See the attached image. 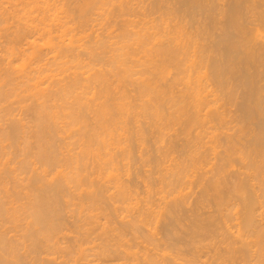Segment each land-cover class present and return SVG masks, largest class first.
<instances>
[{
	"label": "bare ground",
	"instance_id": "obj_1",
	"mask_svg": "<svg viewBox=\"0 0 264 264\" xmlns=\"http://www.w3.org/2000/svg\"><path fill=\"white\" fill-rule=\"evenodd\" d=\"M214 3L0 0V264H22L20 245L46 264H264L263 99L243 109L246 121L259 118V133L232 126L226 110L235 94L229 76L264 60V12L249 9L260 16L250 36L253 26L242 29L250 17L236 22L240 0L222 10L237 16L228 20L234 27L221 19L222 33L200 22L193 31L198 17L188 16H211ZM236 25L240 46L230 35ZM243 56L250 60L242 66ZM196 194V208L219 214V230L211 211L209 219L202 209L215 228L201 224L203 211L190 204ZM194 208L200 216L187 230L180 214ZM177 223L210 241L218 230L221 241L204 245L198 235L211 254L198 246L184 258L170 251L181 231L170 248L159 243L168 244Z\"/></svg>",
	"mask_w": 264,
	"mask_h": 264
},
{
	"label": "rangeland",
	"instance_id": "obj_2",
	"mask_svg": "<svg viewBox=\"0 0 264 264\" xmlns=\"http://www.w3.org/2000/svg\"><path fill=\"white\" fill-rule=\"evenodd\" d=\"M216 1H217V0H215V3H214L213 5H214L215 7H218L219 9H220V7H222V9L219 10L218 8H215V7L213 6V8H215V9H212V13L214 14V11H215V14L217 13V14H216L217 16H216V15L214 16L213 14H212L211 16L208 15L207 13L209 12V14H211V11H207V10H206L207 13H204V12H205L204 10H202V11H201V10H200V11L197 10L198 13H197V12H196V13L194 12L193 14H192V13H191L190 15L188 14V15H189L188 18H189V17L191 18V16H193L194 14H195V15L198 14V15H196V16L194 15L192 18H196V17H198V18H197V21L200 20V21H198V22H197V21L194 22V20L191 18V19L193 20V23H192V24L195 23V26L197 27V29H195V30L193 29V31H196V30H198V29L201 30V25H200V23L202 24V31H203V30H205L204 28L207 29V27H205L206 23H207V24L209 23V24L206 25V26H209V25H210L211 27L209 26V27H208L209 29H207V30H209V31L212 30V32H213V31L215 32V30L217 31L216 28H219L218 33H219V32L222 33L220 27H221V25H223V26H224V25L227 26L226 22L228 23V26H230V27L232 28V27H234V26H233L234 24H231L232 22L236 24L237 21H238V22H242V21H244L247 17H248V18H249V17L251 18V17L254 15V17H252L251 19L249 18V19H246L245 22H242V23H243V26H242L243 28H242L241 26H239V29H240V30L244 29V27H245V28H246V27L251 28L254 24L256 25V24L259 23V22H257L258 20H257V21L253 20V18H255V16H258V15L255 14V13H256V12H258V13L260 12V13H261L262 11L264 12V0H263V1H262V0H258V1H256V0H255V1H254V0H250V1L253 2L254 5H253V4L251 5V2L248 1V0H240V3H241V1H242V5H243V6L245 5V7H247L248 10H247V8L243 7L244 9H243L242 12H241V13H242V16H241V13L239 14V18H238L237 16H235V17L233 16L234 18L237 17L236 19H239V20L231 19V18H233V17L231 16V14H230V13H229L230 15L225 14V13H223L222 10H225V8H228V9H226V11H227V10H230V6L233 4L232 2H235V1H237V0H235V1H233V0H230V1H229V0H218L217 2H216ZM221 1H222V2H221ZM223 1H224V3H223ZM228 1H229V2H228ZM231 1H232V2H231ZM246 1H247V3H246ZM257 2H258L259 4H258ZM217 3H218V4H217ZM229 3H231V4H229ZM256 3H257V5H258V7L260 6V9H258V11H257V8H256V7H257ZM220 4H221V5H220ZM222 4H223V5H222ZM227 4H228V5H227ZM246 4H247V5H246ZM248 4H249V5H248ZM217 5H218V6H217ZM250 5H251V6H250ZM262 5H263V6H262ZM248 6H249V7H248ZM250 7H253V8L251 9ZM254 7H255V8H254ZM223 8H224V9H223ZM245 9H246V10H245ZM249 9H250V11L253 10V12H255V10H256V12H255V13L252 12V13H253V14H252V13L249 11ZM213 10H214V11H213ZM217 10H218V11H217ZM220 11H222V12H220ZM243 11H244L245 14L243 13ZM245 11H246V12L249 11V12L251 13V16H250L249 12L246 13ZM200 12H202V13H200ZM226 13H228V11H227ZM205 14H206V15H205ZM243 14H244V15H243ZM248 14H249V15H248ZM262 14H263V13H261V15H262ZM225 15H227L228 17H226ZM246 15H247V17H246ZM259 15H260V14H259ZM263 15H264V14H263ZM201 16H202L203 19L201 18ZM219 16H221V17H219ZM230 16H231V18H230ZM244 16H245V19H244ZM213 17H214L215 20H214V19H211V18H213ZM217 17L220 18L219 21H218V18H217ZM258 17H260V16H258ZM188 18H187V19H188ZM199 18H200V19H199ZM204 18H205V19H204ZM207 18H208V20H207ZM223 18H225V19H223ZM226 18H228V19H226ZM201 19H202V20H201ZM221 19H222V20H221ZM240 19H241V20L243 19V20L241 21ZM255 19H257V18H255ZM192 20H190V21L192 22ZM209 20H214V22H215L216 24H214L213 21H209ZM220 20L223 21L224 23H220V22H221ZM228 20H229L231 23H230ZM235 20H236V22H234ZM247 20H248V21H249V20H252V21H249V22H248ZM190 21L188 20L187 22H190ZM208 21H209V22H208ZM225 21H226V22H225ZM191 22H190V23H191ZM199 22H200V23H199ZM204 22H205V23H204ZM238 22H237V23H238ZM247 22L249 23L250 26L248 25ZM251 22H252L253 24H252ZM254 22H255V23H254ZM196 23H198V24L196 25ZM210 23H211V24H210ZM218 23H220L221 25L218 24ZM242 23H241V24H242ZM244 23H245L246 25H245ZM213 24H214V25H213ZM217 24L219 25V27L217 26ZM238 24H239V23H238ZM251 24H252V25H251ZM188 25H189V24H188ZM212 25H213L214 27H215V26H216V27H215V28H214V27L212 28ZM244 25H245V26H244ZM190 26H192L193 28L195 27L194 25H191V24H190ZM237 26H238V25L235 26V29H236ZM196 27H195V28H196ZM198 27H199V28H198ZM240 27H241L242 29H241ZM261 27L264 28V24H263ZM261 27H260V28H261ZM255 28H257V27H254V26H253L252 29H249V30H248V28H247V29H245V30H248V31H247V32H244L245 30H243V32H244L246 35L249 34V35H247V36H250V35H252V33H251L250 30H253V29H255ZM263 28H261V31H260V32H262V33H264V31H263L264 29H263ZM214 29H215V30H214ZM235 29L233 28V32H231V29H230V32H231L230 35H231V36L233 35V36L231 37V38H232V42H234V41L238 38L234 43H239L238 45L240 46V45L242 44V43L240 44L242 38H240L241 36H239V35L242 34V31L239 32V31H238L239 29H238V27H237L236 30H237L238 32H235V31H236ZM207 30H206V31H207ZM228 30H229V29H228ZM256 30H257V29H255V32H254L255 34L257 33ZM253 31H254V30H253ZM215 33H217V32H215ZM235 33H236V34H235ZM238 33H240V34L238 35ZM244 33H243V34H244ZM203 34H204V33H203ZM245 34H244V35H245ZM235 35H237L236 38H235ZM244 35H243L242 37H244ZM261 35H262V36H261ZM261 35H260V36H261V39L264 40V38H263L264 34H261ZM215 36H216V35H215ZM258 37H259V36H258ZM233 38H234V41H233ZM259 38H260V37H259ZM243 43H244V40H243ZM251 45H253V42H252ZM256 46H257V45H256ZM256 46H255V44H254L253 48H256ZM259 46H260V45H259ZM259 46H258V47H259ZM260 47H261V46H260ZM230 50H231V49H230ZM255 50H256V49H255ZM255 50L253 49L254 52L257 51V50L255 51ZM259 50H260V49H259ZM231 51H232V50H231ZM251 51H252V50H251ZM233 52H234V51H233ZM256 53H258V51H257ZM256 53H255V55L260 57V55H257ZM233 54H234V53H233ZM245 57L247 58V56H243V57L241 58V60L239 59L240 61H242V63L238 60L237 57H236V58H233V59H231V60H236V61L238 60V62L242 65L243 63H245V60H246V61H247L248 59L250 60V57H248L247 59H246ZM255 58H258V57H255ZM260 59H262V57H261ZM260 59H259V60H257V59H252V60L248 61V63L250 62V65H253L252 67L249 65L251 69H250L249 66H247L246 64H243V65L245 66V68H244V67L242 68V72H243V73L248 74V73L252 72V74L250 73L251 75L248 74V75H249L248 77H247V75H242V72L240 73V69H239V71L237 72V73H238V74H237L238 77H240V78L242 79L243 76H245V77H244V80H242V81H243L242 84H241V81H238V80H241V79H238L237 75L234 74L235 76H233V77H232V75H231V77L229 76L230 80H228V86H229V84H230V86L233 85V84H234V85L231 86V89H232V87H233V90L227 88V90H229V91L231 90V91H232V92L230 91V92L228 93V95H229L230 93L233 94L234 91H235V94H233L234 97L231 95L232 98H230V97H231L230 95H229L230 97L226 95L227 98L229 97L230 99H233V101L230 100V103H229V100L227 99L228 104L226 103V107L229 106V107H228L229 109L226 108V110H230V111H229V116H228L227 118H228L229 122H230V120L233 121V122H230V123H232L231 125H232V126H234L235 124L237 125V121H238V123H239V122H240V123L242 122V124L245 122L246 125L243 124V125H242V128H244L245 126H248V127L246 128V131H248L249 128L251 129V128L254 127L255 129L257 128L256 130H255V129H254V130H255V131L258 130V131H257L258 133L261 132V128L258 129V124L260 123L259 118H258V119H257V117H255V118H250L251 121H249L250 119L247 117V118H248L247 120H248L249 122L246 121V119H245V118H246V114L243 115V114H244V110H243V109L245 108L244 106H247V105H249V106L252 105L251 108L253 107V109H254V108L256 109L257 106L260 107L259 104L262 105V106H264V102H263V101H264V96H263V94H264V85H263V84H264V80H263V79H264V73H263V72H264V71H263V70H264V67H263V68L261 67V70H260V68H259V66L264 65V64H263V61H264V60L262 59V61H261ZM253 60H254V61H253ZM223 61H224V60H223ZM252 61L254 62V64H253ZM256 61H258L259 63H260V62H262V63L259 64V66H258V65H255V62H256ZM258 62H257V63H258ZM251 63H252V64H251ZM257 63H256V64H257ZM240 64H239V65H240ZM241 65H240V68L243 66V65H242V66H241ZM257 66H258V67H257ZM253 67H254V68H253ZM246 68L250 69L251 71L249 70V71L246 73ZM248 69H247V70H248ZM253 69H254V70H253ZM262 69H263V70H262ZM252 70H253V71H252ZM257 71H258V74H256ZM262 71H263V72H262ZM254 73H255V74H254ZM240 74H241L242 76H240ZM252 75H253V79H252ZM260 75H261V76H260ZM259 76H260V77H259ZM235 77H236V78H235ZM246 77H247V78H246ZM249 77H251V78L249 79ZM256 77H257V78H256ZM229 78H228V79H229ZM231 78H232V79L235 78V79H237V80H235V79L232 80ZM245 78H246L247 80H245ZM261 79H262V80H261ZM231 80H232L233 84H232V82L229 83ZM235 81H237L239 84H238V83H235ZM249 81H250V82H249ZM251 81H253L252 84L255 85V87L251 86V89H249V88H250V85H251V84H250ZM257 81H258V82H257ZM244 82H245V84H247V86L243 84ZM255 82H256V84H255ZM262 82H263V83H262ZM236 84H237V85H236ZM242 86H243V87H242ZM244 86H245V87H244ZM260 86H261V89H260ZM234 87H235V88H234ZM246 87H247V88H246ZM256 87H257V89H256ZM245 88H246L247 91L245 90ZM258 88H259V89H258ZM235 89H236V90H235ZM248 89H249V90H248ZM255 89H256V90H255ZM250 90H251V91H250ZM252 90H253L254 94H252V93H253ZM245 91H246V92H245ZM249 91H250L251 93H249ZM255 91H256V92H255ZM257 91H258V92H257ZM261 91H262V92H261ZM242 92H243V93H242ZM247 92H248V93H247ZM246 93H247V94H246ZM240 94H242V95H240ZM249 94H250L251 96H253V97H251ZM255 94H257L258 96H256ZM242 96H243L244 98H243ZM260 96L262 97L261 100L263 99V100L261 101L262 103L260 102V98H259ZM236 97H237V98H236ZM247 97H248V98H247ZM224 98H225V97H224ZM242 99H243V100H242ZM247 99H248V101H247ZM251 99H252L253 102L251 101ZM258 99H259V100H258ZM224 100H225V102H226V99H224ZM249 100H250V101H249ZM255 100H257V101H255ZM231 101H232V102H231ZM244 101H245V103H244ZM247 102H248V103H247ZM255 102H257V103H255ZM259 102H260V103H259ZM246 103H247V104H246ZM249 103H251V104H249ZM252 103L256 104L255 107L253 106ZM258 103H259V104H258ZM241 104H242L243 107L241 106ZM245 104H246V105H245ZM260 108L262 109V111L264 110V107H260ZM263 112H264V111H263ZM244 116H245V117H244ZM242 117H243V120H244V121L242 120ZM255 120H256V121H255ZM257 120L259 121V123H258ZM254 122H255V125H254ZM257 123H258V124H257ZM231 125H229V127H230ZM239 125H240V127H241V124H239ZM256 125H257V126H256ZM243 126H244V127H243ZM240 127H239V128H240ZM234 129L236 130V132L238 131V130H237L238 127H237V128L234 127ZM247 129H248V130H247ZM235 130H234V131H235ZM254 130H252V131H254ZM232 131H233V129H232ZM244 131H245V130H244ZM249 131H251V130H249ZM262 131H263V129H262ZM181 136H183V135L181 134ZM152 139H153V140H151V145H150V146H151V148H152V153H153V152H154V147H157L158 144L155 142V139H154L153 137H152ZM181 139H182V137H181ZM153 141H154V142H153ZM180 142H182V141H180ZM154 143H155V145H154ZM149 144H150V143H149ZM181 144H182V143H181ZM181 144H180V145H181ZM156 145H157V146H156ZM178 146H179V145H178ZM178 146L176 145V147H178ZM181 146H182V145H181ZM181 146H179L178 148H175V146H174V148H175L176 150H179V148H180ZM156 149H157V148H156ZM156 149H155V150H156ZM180 149H181V148H180ZM157 151H158V150H157ZM155 153H157V152L155 151L154 154H155ZM158 154H159V153H158ZM158 154H157V155H158ZM197 190H198V189H197ZM198 195H199V194H196V195H194V196L196 197V196H198ZM194 196H193V197H194ZM193 197H192L193 201H191V200H192L191 197H189L191 200H187V201H191L190 204H191V203H192V204H193V203H194V204L197 203V200H198L197 197H196L195 199H194ZM198 197H199V196H198ZM189 198H188V199H189ZM195 200H196V201H195ZM234 200H235V202H237V199H234ZM234 200H233V202H234ZM195 202H196V203H195ZM206 202H207V205L210 206V205H212L211 203H213L214 201H212V200L210 199L209 202H208L207 200H206ZM188 203H189V202H187V205H188ZM203 203H204V205H206L205 201H204ZM208 203H209V204H208ZM192 204H191V205H192ZM196 205H197V204H196ZM196 205H195V208H196V207H199L201 204L198 203L199 206H198V205L196 206ZM213 205H214V203H213ZM213 205H212V206H213ZM185 206H186V205H185ZM193 206H194V205H193ZM193 206H192V207H193ZM189 207H190V206L188 205V207H186V208H188V209L190 210ZM201 207H202V209H204L203 206H201ZM183 208H185V207H183ZM195 208L193 209V211H192V209H191L192 212H191V211H190V212H187V211H186L187 213H185V211H182V214H180L181 216H183V217H181V220H182V221H181V220H180V221H181L182 224H183V221H184L183 226L186 227L187 230L190 229V227H191V225H192L191 223L194 222V221H196V218H195V217H194L195 220H194V218H193V219L191 218V215H193L194 212H196V211H194ZM213 208H214V207H213ZM213 208L209 207V210H207L208 207H206L207 212H206L205 209H204V211L206 212L205 215H206V216L209 215V216L207 217V218H209V219L211 218L210 216H212V214L214 215V213H213V212H214V209H213ZM196 209H199V210H200L201 208H196ZM202 209L200 210V212L203 211ZM210 209H211V210H210ZM181 210H182V209H181ZM183 210H186V209H183ZM199 210H197V211H199ZM204 211H203V214L201 213L202 216H203L204 213H205ZM208 211H211L212 214H211V212H209L211 215L208 214ZM200 212H196L197 215L200 216V214H199ZM180 213H181V212H180ZM183 213H184L185 215H184ZM188 213H189V215H187ZM190 213H192V214H190ZM196 213H195V214H196ZM195 214H194V215H195ZM207 214H208V215H207ZM194 215H193V216H194ZM197 215H196V217H197ZM205 215H204V220L206 221L207 219H206ZM185 216H186V217H185ZM202 216H201V218H202ZM216 216L219 217V214H218V215L215 214L214 216H212V218H213V217H216ZM188 217H189V219H187ZM183 218H184V219H183ZM201 218H200V220H201ZM212 218H211V219H212ZM216 218H217V217H216ZM216 218H213V219H212L213 222H215V227H216V228L218 227V225H216V224H219L220 227H221V226H222L221 221H219L218 219H217L218 221H217V220L214 221V219H216ZM179 219H180V218H179V216H178V219H177V221H175V222H179ZM198 219H199V218H198ZM193 220H194V221H193ZM200 220H199V221H200ZM220 220H221V218H220ZM185 221H186L187 223H186ZM189 221H190V222H189ZM201 221H202V223H201V222H197V223L195 222V223H196V224L201 223V224H203V225L207 223V225H212V223H210V222H211L210 220H209L210 222H207V221H208V220H207V221L204 222V223H203V219H202ZM217 222H220V223H217ZM66 223H67L68 225H71V222H70L69 220H67ZM162 223H163V222H162ZM162 223H161V226H162ZM181 223H179V225H178V223L176 224V225L179 226V227H177V228H179V230H177V232H175V233H176V236H175V233L172 234V235H170L169 238H168V236H167V238H168L169 240H170L171 238H174L175 241L171 239V241H172V243H171V241L169 242V240L166 238V240H164V241H165V242H168L167 245H165L166 243H164L163 240H161V242H159V241H158V242H159L161 245L163 244V246H168V247L170 248V244H173V243L175 244V242H176V240H177L176 237H179V236H182V235H183L184 237H185V236H186V237H185V238H184V237H183V238H182V237H179L178 240H180V241H179V243L177 242L178 244L176 243V245H171V246H172L171 249H170L171 252H173V253L175 252V254L178 253L180 256H182L183 254L186 253V254H185L186 256H185V255H183V256H184V258H185V257H187V256L189 255V256H188V259H189V257H191V256H190V254H187V253H189V251L192 252V251L195 249V248L193 249V247H196L195 250H197V247L199 246L197 251H198V252H199V251L202 252V253H201L202 255H203V252H204V253L207 252V253L204 254V255L211 254L210 249H209L210 247L208 248L207 246H206V247L204 246L205 249H209V251H208V250H201V249H200V248H203V243H202V242H204L205 239H206V241H207V239H208V241H210V238H205V239H203L204 237H207V236L204 235L205 233L202 234V236L204 235L203 237L201 236V233H200V234H196V238L194 237L195 235H191V234H190V233H192L191 230H193V229L195 228V225H193L194 228L192 227V229L190 230L191 232L189 231V232H187V234H186V231H187V230H186L183 226L180 227V226H181ZM185 223H186V224H185ZM189 223H190V225H189ZM193 224H194V223H193ZM185 225H186V226H185ZM188 225H189V226H188ZM199 225H200V224H199ZM207 225H205V226H207ZM161 226H160V225L158 226L159 229H163V230H159V229H158V230L160 231V236H161V231L163 232L164 229L166 228V227H164V224H163V227H162V228H160ZM187 226H188V227H187ZM9 227H10V225H8V224H7V225L4 224L3 227H2V229L7 233L8 237H9V235H10V233H9ZM175 227H176V226H175ZM203 227H204V226H203ZM211 227H212V229H211ZM211 227H210V229L213 230L214 225H212ZM215 227H214V228H215ZM180 228H181V229L184 228L185 230H181ZM188 228H189V229H188ZM208 229H209V228H208ZM208 229H207V231L210 232V230H208ZM165 230H166V229H165ZM214 230H215V229H214ZM218 230H219V227H218ZM218 230H217V231H214L215 233L211 231L210 233H211L212 236L210 235V233H207V235L209 234V236L212 237V238H211V241H212V242H215V241L217 240L216 237L219 236V235H218L216 232H219ZM179 231H181V235L177 236V233H178ZM182 231L184 232V234H182V233H183ZM164 232H165V231H164ZM164 232H163V234H164ZM212 233H214L215 235L212 234ZM163 234H162V236H165V235L167 234V232H165V235H163ZM179 234H180V233H179ZM192 234H193V233H192ZM188 235H189V236H188ZM198 235H200V236H201L200 239L202 238V240H203V241L201 240L202 242L200 241V242L202 243V244H200L201 247H200V245H198V242H199V239H197V238H198ZM171 236H172V237H171ZM173 236H175V237H173ZM191 236H192V237H191ZM209 236H208V237H209ZM213 236H214V238H213ZM215 236H216V237H215ZM187 237H188V238H187ZM189 237H190L191 239L193 238V240H191ZM162 238H164V237H162ZM180 238H182V239H180ZM186 238H187V240H188V239H189V240H188V241L185 240ZM194 238H195V239H194ZM217 238H220V237H217ZM183 239L185 240V242L183 241ZM212 239H213V240H212ZM167 240H168V241H167ZM181 240H182V242H181ZM197 240H198V241H197ZM173 241H174V242H173ZM194 241H196V243H195ZM211 241H210V242H211ZM220 241H221V238H220ZM18 242H22V238H18ZM18 242H17V243H18ZM193 242H194V246H192V245H193ZM200 242H199V243H200ZM212 242H211V243H212ZM216 242H218V240H217ZM216 242H215V243H216ZM182 243H184V245H183ZM186 243H187V244H186ZM188 243H189V245H188ZM206 243H207V245L209 246V243H208V242H206ZM218 243H219V242H218ZM179 244H180V245H179ZM195 244H196V246H195ZM213 244H214V243H213ZM178 245L181 246V247H179ZM182 245H183V246H182ZM185 245H188L189 248H188L187 246H185ZM190 245H191V246H190ZM204 245H206L205 242H204ZM176 246H177V247H176ZM173 247H174V248H173ZM178 247H179V248H178ZM182 247H184V248H182ZM185 247H186V248H185ZM19 248H20L19 251L21 252V254H20V263H22V264H39V263H40V264H46V263H44V262L42 261L43 259L40 258L41 256L44 258V256H45L44 254H39L40 257H37V258H38V260H37V258H36V259L33 258V255H31L30 253L28 254V252L26 251L27 249H25V247H24L23 245H20ZM176 248H177V250H175ZM181 248H182V250H180ZM191 248H192L193 250H192ZM172 249H173V251H172ZM178 249H179V250H178ZM184 249H185V251H184ZM187 249H188V251H187ZM199 249H200V250H199ZM203 249H204V248H203ZM176 251H177V252H176ZM180 251H181V252H180ZM179 252H180V253H179ZM191 252H190V253H191ZM194 252H195V251H193L192 253H194ZM200 252H199V254H200ZM181 253H183V254H181ZM192 253H191V255L193 256ZM178 254H177V255H178ZM34 255H35V254H34ZM39 255H38V256H39ZM23 256H24V257H23ZM22 258H23V259H22ZM33 259H34V260H33ZM41 259H42V260H41ZM21 260H22V261H21ZM40 260H41L43 263L40 262ZM38 261H39V263H37Z\"/></svg>",
	"mask_w": 264,
	"mask_h": 264
}]
</instances>
